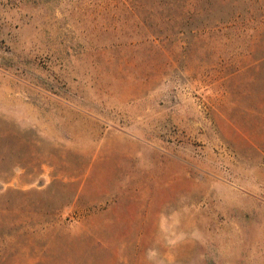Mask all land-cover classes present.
Returning a JSON list of instances; mask_svg holds the SVG:
<instances>
[{
  "label": "rangeland",
  "instance_id": "374dc122",
  "mask_svg": "<svg viewBox=\"0 0 264 264\" xmlns=\"http://www.w3.org/2000/svg\"><path fill=\"white\" fill-rule=\"evenodd\" d=\"M247 6L0 0V264H264Z\"/></svg>",
  "mask_w": 264,
  "mask_h": 264
},
{
  "label": "trees",
  "instance_id": "16d2710c",
  "mask_svg": "<svg viewBox=\"0 0 264 264\" xmlns=\"http://www.w3.org/2000/svg\"><path fill=\"white\" fill-rule=\"evenodd\" d=\"M238 1L241 0H232V2L235 3ZM248 5L249 6L244 10L241 18H239L241 15L240 13L236 15L234 13L232 16L229 15L228 17L226 15L221 17L220 11V13H218L219 15L217 14L215 17L209 19L210 25L208 24L207 27L214 28L218 25L225 30L237 28L243 32V30L246 29H256L264 26V0H248ZM238 19H240V21H237ZM238 22L240 23L237 24ZM213 23H215L214 27L211 26Z\"/></svg>",
  "mask_w": 264,
  "mask_h": 264
}]
</instances>
